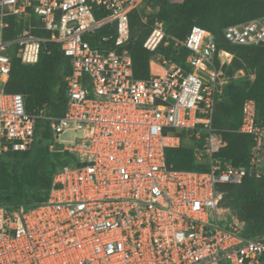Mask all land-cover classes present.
<instances>
[{
    "label": "built area",
    "instance_id": "2783aa9c",
    "mask_svg": "<svg viewBox=\"0 0 264 264\" xmlns=\"http://www.w3.org/2000/svg\"><path fill=\"white\" fill-rule=\"evenodd\" d=\"M141 2L0 0V153L28 149L35 120L45 115V107L27 112L20 93L3 89L10 48L22 64H34L42 44L52 41L70 57L71 71L64 112L50 117V127L54 144L74 157L53 175L46 200L0 205V264H264V241L245 236L243 223L220 206V186L240 183L248 173L264 175V119L248 98L237 132L250 143L230 144L214 129L222 92L217 44L198 24L180 39L167 36L155 19L143 41L155 53L149 76L136 77L124 45L129 14ZM32 12L38 24L4 37L9 16ZM104 26L114 32L97 35ZM223 34L232 44L264 45V14L229 24ZM159 45L170 46L172 55L156 52ZM182 48L188 54L177 59ZM175 130L186 131L204 170L167 165L166 149L181 145ZM231 152H250V165L218 156ZM224 212L232 222L218 219Z\"/></svg>",
    "mask_w": 264,
    "mask_h": 264
},
{
    "label": "trees",
    "instance_id": "16d2710c",
    "mask_svg": "<svg viewBox=\"0 0 264 264\" xmlns=\"http://www.w3.org/2000/svg\"><path fill=\"white\" fill-rule=\"evenodd\" d=\"M262 14L264 0H142L140 8L129 14L131 37L124 47L132 58L134 75L147 78L148 61L155 53L143 47V41L155 19L163 22L165 34L170 37L183 39L194 24L210 31L217 44L214 62L222 88L216 96L213 127L230 144H248L251 137L237 129L243 102L248 98L255 101L257 118L264 119V45L229 43L223 29ZM28 16L32 19L29 25L39 23V20L35 23L33 12ZM8 21L6 39L16 37L26 27L20 23L19 16H9ZM34 32L49 34L41 30ZM107 32H114V29L104 26L96 34ZM91 45H95L93 39ZM10 52L11 69L3 89L20 93L29 113L45 107V115L35 120L32 145L24 151L0 153V205L19 208L46 200L53 175L72 158L70 151L53 145L54 134L50 127V117L64 112L65 78L71 71V61L60 44L52 41L42 44L40 59L34 64H22L15 49ZM156 52L170 57L172 48L159 45ZM225 52L230 54L229 59ZM187 54L182 48L177 59H184ZM178 133L181 145L166 149L167 165L175 169L204 170L206 166L199 164L193 147L185 141L186 131ZM218 156L234 166H249L252 154L231 152ZM220 189L223 192L220 206L228 208L243 223L244 235L264 241V175L248 173L240 183L223 184Z\"/></svg>",
    "mask_w": 264,
    "mask_h": 264
},
{
    "label": "rangeland",
    "instance_id": "374dc122",
    "mask_svg": "<svg viewBox=\"0 0 264 264\" xmlns=\"http://www.w3.org/2000/svg\"><path fill=\"white\" fill-rule=\"evenodd\" d=\"M142 5V3H140V6ZM32 15V14H31ZM33 17L36 19V22L35 23H37L38 22V20H39V17H38V15H36V14H33ZM19 20H20V23L22 24V25H24V26H27V25H29V22H31L32 21V19L30 18V16H21V17H19ZM41 35H43V36H45V34H41ZM15 49V47L14 46H12L11 48H10V51H12V50H14ZM226 56V55H225ZM222 58H223V60L225 59V57L224 56H222ZM230 58V55L229 56H227L226 57V59H229ZM53 133V132H52ZM53 135V134H52ZM64 139H67V138H70V134L69 133H65V134H63V135H61ZM53 139H54V135H53ZM54 146H56V147H63L61 144H53ZM72 156V158L69 160V162L67 163V164H71L72 165V163L74 162V157H73V155H71ZM210 212H211V210H210ZM218 219L219 220H227L228 222H232L233 221V215L230 213V212H224V213H221L220 215H218ZM211 220H213V217H211Z\"/></svg>",
    "mask_w": 264,
    "mask_h": 264
},
{
    "label": "crops",
    "instance_id": "0c3cea01",
    "mask_svg": "<svg viewBox=\"0 0 264 264\" xmlns=\"http://www.w3.org/2000/svg\"><path fill=\"white\" fill-rule=\"evenodd\" d=\"M141 3H142V2H141ZM139 8H140V5H139ZM147 8H149V7L147 6ZM185 141L190 143V141H189L187 138H185ZM190 144H191V143H190Z\"/></svg>",
    "mask_w": 264,
    "mask_h": 264
}]
</instances>
